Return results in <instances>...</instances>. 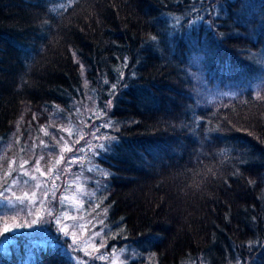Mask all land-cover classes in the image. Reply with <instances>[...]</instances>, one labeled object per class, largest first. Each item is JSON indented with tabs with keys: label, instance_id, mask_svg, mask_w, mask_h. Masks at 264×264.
Here are the masks:
<instances>
[{
	"label": "trees",
	"instance_id": "trees-1",
	"mask_svg": "<svg viewBox=\"0 0 264 264\" xmlns=\"http://www.w3.org/2000/svg\"><path fill=\"white\" fill-rule=\"evenodd\" d=\"M193 3L0 0V140L111 101L103 206L130 264H264V87L199 102L192 75L195 63L209 84L261 73L264 0H217L211 30ZM0 264L69 261L53 240L17 237Z\"/></svg>",
	"mask_w": 264,
	"mask_h": 264
},
{
	"label": "rangeland",
	"instance_id": "rangeland-1",
	"mask_svg": "<svg viewBox=\"0 0 264 264\" xmlns=\"http://www.w3.org/2000/svg\"><path fill=\"white\" fill-rule=\"evenodd\" d=\"M192 68L194 97L199 102L235 100L248 90L257 95L264 87V63L260 74L234 85L209 84L199 64ZM109 108L107 100L88 98L69 115L53 113L27 140L15 135L0 140V193L4 194L0 201L7 197L5 203L11 204L0 214V247L17 237L53 240L69 264H130L134 260L135 254L125 249L124 236L118 228L112 231L114 223L106 217L103 175L90 171L99 163L89 144L100 142L94 136H111L112 126L102 127L110 121ZM94 126H100L99 131ZM49 210L53 215L47 214ZM53 216H60V222ZM5 228L10 231L5 233ZM151 261L145 254L139 264Z\"/></svg>",
	"mask_w": 264,
	"mask_h": 264
},
{
	"label": "snow or ice",
	"instance_id": "snow-or-ice-1",
	"mask_svg": "<svg viewBox=\"0 0 264 264\" xmlns=\"http://www.w3.org/2000/svg\"><path fill=\"white\" fill-rule=\"evenodd\" d=\"M222 9V5L216 3V0H194V3L191 6V13H193L196 17V21H199L201 23H208V27L211 30L213 26L215 25V19L219 18V11ZM207 17H214L211 21H207ZM196 21L190 20L189 23H195ZM153 40L156 39V37H152ZM126 59V58H125ZM83 67V66H81ZM120 80H123V73H121ZM107 83V81H105ZM116 85H112V94L115 93ZM109 105H111V101H109ZM104 113H100V115H103ZM111 121H107L102 127H111ZM96 127V130L99 131L100 126H94ZM94 138L98 141L99 143H96L94 145L89 144L88 150L92 154L93 157L100 158L102 157L103 154H106L112 150V142L116 141L115 136H94ZM79 151H83V149H80ZM76 158L73 159V162L75 161ZM59 163V161H57ZM101 173L103 176H107L108 173L105 172L103 169L99 168V166H94V169ZM3 193H0V196H3ZM47 196V193H45ZM54 195V193H53ZM7 200V197H5V200L0 201V205H3V207H0V214H3L5 209H9L11 207V204H6L5 201ZM20 203H23V200L19 201ZM43 203V201H41ZM63 203V201H62ZM48 215H53V212L51 210L48 211ZM53 218L57 221L60 222L61 217L60 216H53ZM35 223V221H33ZM28 225H17L16 228H22V227H27ZM63 230V229H61ZM10 230L8 228L4 229V232L7 233ZM2 235V234H0ZM67 235V233H66ZM96 235H99V233H96ZM75 244V241H74ZM237 264H240V261L237 260Z\"/></svg>",
	"mask_w": 264,
	"mask_h": 264
}]
</instances>
